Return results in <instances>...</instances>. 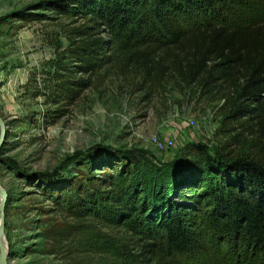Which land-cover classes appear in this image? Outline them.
Listing matches in <instances>:
<instances>
[{
    "label": "trees",
    "instance_id": "16d2710c",
    "mask_svg": "<svg viewBox=\"0 0 264 264\" xmlns=\"http://www.w3.org/2000/svg\"><path fill=\"white\" fill-rule=\"evenodd\" d=\"M239 5L247 9L244 25L240 19L225 23ZM39 6L82 23L66 32L67 47L59 45L42 84L29 92L59 106L24 124L53 126L64 116L61 103L72 104L101 71L135 79L148 95L172 82L181 92L222 102L212 148L188 143L181 160L164 165L141 151L94 146L79 159L78 175L66 189L54 192L47 181L46 202L74 221L69 232L54 237L78 236L83 252L102 264H189L185 257L209 239L240 243L244 258L264 264V0H61ZM44 19L33 12L18 21ZM6 25L1 18L0 28ZM96 150L105 157L100 169Z\"/></svg>",
    "mask_w": 264,
    "mask_h": 264
},
{
    "label": "rangeland",
    "instance_id": "374dc122",
    "mask_svg": "<svg viewBox=\"0 0 264 264\" xmlns=\"http://www.w3.org/2000/svg\"><path fill=\"white\" fill-rule=\"evenodd\" d=\"M58 1L0 0V19L8 24L0 28V116L7 127L0 156V188L7 194L3 239L12 256L9 264H102L99 258L83 252L78 236L66 240L54 237L56 232H69L74 221L46 202L42 191L47 188L46 182L55 184L54 192L66 189L78 175L79 159L94 146L141 151L150 162L165 154L154 148V138L161 142L184 139L212 148L213 133L221 118L222 102L199 99L194 90L181 92L170 82L148 95L138 89L135 79L121 77L116 71H101L72 104L61 103L64 116L53 126L24 124L33 122L44 110L59 106L49 105L29 92L34 83L39 87L42 84L44 67L56 58L59 45L61 51L67 47L66 32L82 23L81 19L73 23L57 18L55 12L39 6ZM246 10L242 5L235 7L225 23L240 19L238 23L244 25ZM33 12L46 19L18 21L20 15ZM128 68L134 65L129 63ZM77 153L80 158L74 157ZM96 153L95 164L100 169L105 157L102 151ZM56 171L51 179L43 177ZM185 258L189 264L253 261L250 255L243 257L240 243L212 239L205 248Z\"/></svg>",
    "mask_w": 264,
    "mask_h": 264
},
{
    "label": "water",
    "instance_id": "95a60500",
    "mask_svg": "<svg viewBox=\"0 0 264 264\" xmlns=\"http://www.w3.org/2000/svg\"><path fill=\"white\" fill-rule=\"evenodd\" d=\"M6 122L0 116V156H1V149L5 145V138H6ZM189 142H185L184 140L177 139L175 145L165 151H160L162 154V158H156L154 161L164 164V165H171L176 163L177 161L181 160L184 156V147ZM159 152V151H157ZM0 199L2 200L0 203V264H9L11 260V253L8 251V248L5 245L3 239V228H4V209L7 201V194L6 192L0 188Z\"/></svg>",
    "mask_w": 264,
    "mask_h": 264
},
{
    "label": "built area",
    "instance_id": "2783aa9c",
    "mask_svg": "<svg viewBox=\"0 0 264 264\" xmlns=\"http://www.w3.org/2000/svg\"><path fill=\"white\" fill-rule=\"evenodd\" d=\"M184 140V139H182ZM175 140L173 139H166L164 142L157 140V138L153 139V146L157 151H165L175 145Z\"/></svg>",
    "mask_w": 264,
    "mask_h": 264
},
{
    "label": "bare ground",
    "instance_id": "6f19581e",
    "mask_svg": "<svg viewBox=\"0 0 264 264\" xmlns=\"http://www.w3.org/2000/svg\"><path fill=\"white\" fill-rule=\"evenodd\" d=\"M1 200V199H0ZM2 201V200H1ZM1 201H0V203H1Z\"/></svg>",
    "mask_w": 264,
    "mask_h": 264
}]
</instances>
